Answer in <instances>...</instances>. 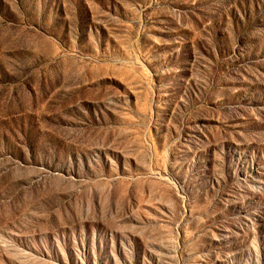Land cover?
I'll return each instance as SVG.
<instances>
[{
    "label": "rangeland",
    "instance_id": "obj_1",
    "mask_svg": "<svg viewBox=\"0 0 264 264\" xmlns=\"http://www.w3.org/2000/svg\"><path fill=\"white\" fill-rule=\"evenodd\" d=\"M0 264H264V0H0Z\"/></svg>",
    "mask_w": 264,
    "mask_h": 264
}]
</instances>
